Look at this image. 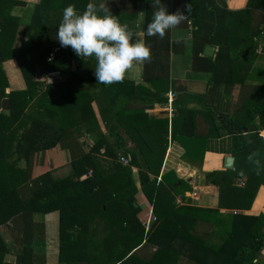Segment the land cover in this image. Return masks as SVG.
<instances>
[{
  "label": "trees",
  "instance_id": "trees-1",
  "mask_svg": "<svg viewBox=\"0 0 264 264\" xmlns=\"http://www.w3.org/2000/svg\"><path fill=\"white\" fill-rule=\"evenodd\" d=\"M18 4L15 0H0V100L4 101L0 104V226L21 213L58 210L60 264H179L183 256L193 264H260L264 214L226 215L219 208L178 204L176 196L183 185L188 186L189 180L179 178L175 171L163 173L161 180L158 178L169 142L168 120L151 118L144 106H129L139 95L138 84L126 80L111 86L100 84L93 71H85L84 66L91 58L82 59L70 47H61L57 32L63 10L71 4L82 13L86 7L79 0H42L31 24L26 26L28 39L16 47L20 18L12 9ZM248 6L264 11V0H249ZM198 24L201 30L204 24L201 21ZM244 40L245 46L253 49L259 44L253 37ZM201 41L206 44L215 40ZM57 45L60 49L50 61L49 55ZM229 45L227 39L211 61L212 81L219 79L218 61L223 51L230 50ZM226 57L240 68L230 52ZM12 58L23 65L45 69L43 82L48 72L53 71H62L64 78L48 84L44 90L31 85L23 90L10 89L2 60ZM73 60L79 62L74 70ZM30 77L33 85L35 77ZM235 79L231 69L227 81L236 82ZM178 112L172 123L173 139L179 138L177 125L181 124L183 129L189 116L188 109ZM193 113L201 115L198 111ZM257 117L258 131L241 139L234 151L236 167L210 173L211 180L221 187L220 208H250L258 188L264 184V139L259 134L264 129V84L253 87V93L241 104L232 122L235 128H249ZM69 129L79 136L89 135L93 141L90 150L72 160L70 174L59 180L44 175L49 179L43 178L41 184H34L22 196L27 172L20 162L27 161L34 152L56 147ZM128 142L134 144L133 149L127 148ZM102 149L115 160V170L108 175L101 172L94 157ZM252 152L259 153L257 158L262 166L259 175L247 160ZM122 156L129 159V165L121 162ZM186 157L193 158L190 148ZM243 164L249 168H243ZM132 166L146 170L141 190L159 220L153 232L146 230L128 203L138 193ZM244 176V187H237L235 180ZM201 220L212 224L205 234L197 232ZM219 238L220 242L214 241ZM8 250L0 229V264H5ZM40 263L46 264L45 258Z\"/></svg>",
  "mask_w": 264,
  "mask_h": 264
},
{
  "label": "crops",
  "instance_id": "crops-1",
  "mask_svg": "<svg viewBox=\"0 0 264 264\" xmlns=\"http://www.w3.org/2000/svg\"><path fill=\"white\" fill-rule=\"evenodd\" d=\"M15 1L19 2L12 9V13L20 18L15 40V46L18 47L28 39L26 26L31 24L35 10L42 0ZM248 1L161 0V6L164 5L170 14L178 10L185 12L186 4H191L192 9L186 21L169 30L161 39L159 36L148 37L144 34L146 25L151 22L153 13L157 10L152 7L155 0H79L85 7L89 2H95L97 5L105 3L110 12L117 16L122 24H127L129 30L139 34L138 38L143 39L152 50L151 62L142 67L137 78L134 81L126 79L139 85V95L129 106H144L151 118L168 120L169 142L158 178L161 180L163 173L175 171L179 178L189 180L188 186L183 185L181 193L176 196L177 203L204 209L219 208L226 215L243 213L258 216L264 214V184L258 188L250 208H220L221 187L211 180L210 175L214 171L234 169L237 161L234 151L241 144V139L259 129V117L249 128H235L232 122L241 104L253 93V87L264 84V11L250 8ZM200 21L204 24L201 30L198 29ZM247 36L259 42L255 49L245 46L244 39ZM211 38L215 40L214 43L203 44L201 41ZM227 39L230 40V50L221 53L218 61L219 79L212 81L211 61L217 57L219 47L225 44ZM207 46L214 47L212 55L206 53ZM57 47L60 49L59 45ZM227 52H230L231 58L237 60L240 68L226 57ZM2 64L10 89L23 90L31 85L33 88L44 90L49 84V72L46 81L43 82L45 69L42 67H29L14 58L2 60ZM78 64L77 60H73L72 70L76 69ZM84 67L85 71L95 73V58H91ZM231 69L235 73L236 82L227 81ZM29 76L35 77L34 82L37 79H40V82H36L37 85L33 82L32 85V82L30 83L32 78ZM173 91L177 93V113L181 109L189 110L183 129L181 124L177 125L179 138L176 139H173L171 130L175 116L171 118L164 105L166 95ZM3 102L1 99L0 104L3 105ZM94 108L99 113L96 102ZM193 111H198L201 115L194 114ZM102 128L110 137L109 130L103 124ZM123 134L127 137L125 133ZM259 134L264 139V129L259 130ZM110 140L113 141L111 137ZM92 145L93 141L89 135L79 136L69 129L56 147L34 152L27 161L22 160L20 164L27 172L26 182L21 188L22 196L27 195L34 184H41L43 178L59 180L70 174L72 160L88 152ZM127 148L133 149L134 144L128 142ZM188 148L193 158L186 157ZM94 157L104 175L115 170V160L105 155L104 149L100 153H95ZM227 157H233L231 166L226 165ZM243 168L249 167L243 164ZM131 169L138 193L128 203L144 225L151 223L153 232L158 227L159 220L154 213L153 205L141 190L142 175L146 170L137 166H132ZM245 180V176L239 177L235 180V185L244 187ZM153 216L157 220L152 221ZM210 228H212L210 222L201 220L197 224V232L200 234H205ZM0 229L9 246L4 256L5 264H41L40 260L44 258L46 264H60L58 210L48 213H21L1 225ZM222 229L225 230L223 227ZM214 241L220 242L221 239ZM258 255L260 264H264V246ZM179 264H193V261L183 256Z\"/></svg>",
  "mask_w": 264,
  "mask_h": 264
},
{
  "label": "clouds",
  "instance_id": "clouds-1",
  "mask_svg": "<svg viewBox=\"0 0 264 264\" xmlns=\"http://www.w3.org/2000/svg\"><path fill=\"white\" fill-rule=\"evenodd\" d=\"M161 0H155L152 7L157 8L151 22L146 25L144 34L148 37L159 36L163 39L169 30L177 28L188 19L191 4L185 5V12L170 14ZM104 14L101 15L100 13ZM143 12H141V15ZM139 34L129 30L113 15L108 6L101 2H89L82 13L75 5L63 10L62 21L58 26L57 40L61 47H70L74 53L85 58H95V76L100 84L111 86L123 83L126 79L135 80L142 67L152 60V50ZM259 153L252 152L247 160L260 174Z\"/></svg>",
  "mask_w": 264,
  "mask_h": 264
},
{
  "label": "built area",
  "instance_id": "built-area-1",
  "mask_svg": "<svg viewBox=\"0 0 264 264\" xmlns=\"http://www.w3.org/2000/svg\"><path fill=\"white\" fill-rule=\"evenodd\" d=\"M59 48L57 46H55L53 48V50L51 51L50 55H49V60L53 61L56 58L57 52H58ZM64 78V73L62 71H53V72H49L48 74V83L49 84H54L57 81L61 80ZM176 97H177V93L175 91L170 92L169 94L166 95V102H165V108L167 109L169 116L172 118L175 116V114L177 113V107H176ZM121 162L124 165H129V159L122 156L120 158ZM157 220V218L155 216H153L152 221ZM146 230L149 231L151 230V223L146 225Z\"/></svg>",
  "mask_w": 264,
  "mask_h": 264
},
{
  "label": "water",
  "instance_id": "water-1",
  "mask_svg": "<svg viewBox=\"0 0 264 264\" xmlns=\"http://www.w3.org/2000/svg\"><path fill=\"white\" fill-rule=\"evenodd\" d=\"M214 52V47L212 46H207L206 48V53L209 54V55H212ZM228 166H231V164L233 163V157H227V160H226Z\"/></svg>",
  "mask_w": 264,
  "mask_h": 264
}]
</instances>
